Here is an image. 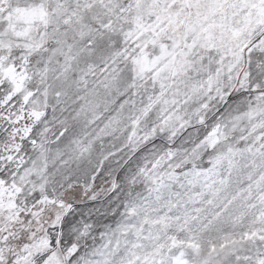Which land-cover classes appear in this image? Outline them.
Here are the masks:
<instances>
[{
	"label": "snow or ice",
	"instance_id": "6c2138e0",
	"mask_svg": "<svg viewBox=\"0 0 264 264\" xmlns=\"http://www.w3.org/2000/svg\"><path fill=\"white\" fill-rule=\"evenodd\" d=\"M0 264H264V0H0Z\"/></svg>",
	"mask_w": 264,
	"mask_h": 264
}]
</instances>
